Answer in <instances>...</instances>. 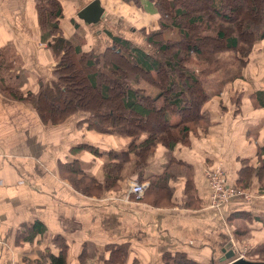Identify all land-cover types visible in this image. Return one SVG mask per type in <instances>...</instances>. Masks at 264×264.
Instances as JSON below:
<instances>
[{"label":"crops","instance_id":"1","mask_svg":"<svg viewBox=\"0 0 264 264\" xmlns=\"http://www.w3.org/2000/svg\"><path fill=\"white\" fill-rule=\"evenodd\" d=\"M59 1L64 15L59 22L63 35H72L78 23L84 29L80 43L86 50L100 51L103 45L111 44V38L102 35L104 31L134 40L139 37L137 29L158 27L152 0H139L140 7L125 0H99L102 23L92 28H87L77 14L93 0ZM0 12V51L15 54L13 70L17 74L26 71L22 92L33 90L38 80L47 83L53 78L55 60L47 48L50 38L38 25L35 0H0ZM249 60L242 78L228 83L223 94L204 103L211 124L191 134L189 145L175 151L177 158L195 170L202 205L194 209L177 203L158 208L143 201V196L135 199L127 192L137 179L131 171L119 193H78L61 177L57 165L69 159V146L83 139L101 149L120 150L129 139L115 134L80 136L76 122L83 113L60 126L44 124L28 104L0 92V264H24L25 257L36 260L37 251L48 248L57 252L53 242L56 234L68 243V264L79 263L83 244H93L96 249L89 264H104L102 255L104 259L108 255L105 246L124 242L129 243L125 264H163L161 256L167 251H186L195 260L218 264L224 261L221 249L231 242L234 232L228 216L236 210L251 216V220L246 219L250 246L264 241V176L262 181L256 174L251 176L247 199L236 197L221 210L208 207L206 202V168L221 160L228 184L235 185L243 160L253 167L264 163V106H254L249 98L252 92L264 91V47ZM165 155V150L159 149L144 172H161ZM77 157L88 175L102 180L107 157L87 151ZM171 184L179 202L183 177ZM35 220L45 224V234L36 236L33 242L18 241L17 233Z\"/></svg>","mask_w":264,"mask_h":264},{"label":"trees","instance_id":"2","mask_svg":"<svg viewBox=\"0 0 264 264\" xmlns=\"http://www.w3.org/2000/svg\"><path fill=\"white\" fill-rule=\"evenodd\" d=\"M140 7L139 0H125ZM158 27L140 29L153 51L147 52L120 36L95 53L82 48L80 25L65 37L59 23L64 16L59 0H35L38 25L49 38L47 48L55 60L53 78L22 92L25 70H13L16 56L0 51V92L36 110L44 124L60 126L78 113L80 136L91 133L115 134L129 139L125 148L101 149L77 139L68 148L69 159L58 161L59 172L75 191L100 196L104 191L119 193L132 171L139 182H147L143 201L155 207L175 203L194 209L201 206L193 165L177 158V148L188 146L191 134L210 124L204 103L227 83L242 78L250 56L264 45V0H152ZM256 107L264 106V91L249 95ZM90 137V136H89ZM88 138V137H87ZM165 150L161 172L145 173L149 159ZM105 156L102 180L90 176L78 153ZM214 164L208 168L213 167ZM264 163L257 167L242 161L237 187L248 188L251 176L263 180ZM183 177L182 196L175 201L172 181ZM264 190V188H263ZM229 217V216H228ZM251 220L236 210L230 217ZM46 226L33 221L17 233L18 241L33 242L45 234ZM239 231H235V234ZM57 252L37 251L38 258L24 264H68V243L62 235L53 239ZM254 245L256 261L264 262V241ZM128 242L105 246L104 264H125ZM96 253L93 244H83L78 264H89ZM252 256V255H250ZM163 264H212L195 260L186 251L164 253ZM133 264H138L136 261Z\"/></svg>","mask_w":264,"mask_h":264},{"label":"rangeland","instance_id":"3","mask_svg":"<svg viewBox=\"0 0 264 264\" xmlns=\"http://www.w3.org/2000/svg\"><path fill=\"white\" fill-rule=\"evenodd\" d=\"M157 20H158V17H157ZM0 22H1V20H0ZM82 22V21H81ZM102 23V22H101ZM101 23H100V21H98V23H87L86 25H87V28H88V26L89 27H97L98 25L100 26L101 25ZM157 23H158V21H157ZM137 31H139L138 32V35H139V37L137 36L136 38H134V40L133 39H131V40H129L130 42H132V43H135L138 47H140L141 49H143L144 51H147V52H151V51H153V49H151V46L148 44V42L146 41V37H145V35H143V33H142V31L141 30H138L137 29ZM84 29H83V27H80V30H79V33H80V35L82 36L84 33ZM108 35L110 38H111V44H112V41H113V38L115 37V36H113V35H111V32H106V31H104L103 32V36L104 35ZM117 36H119V35H117ZM120 37H122V38H124V39H126L125 37H123V36H121L120 35ZM103 40H105V37L104 38H102ZM107 40H109V38L107 39ZM128 40V39H127ZM110 44V45H111ZM109 44H108V46H110ZM107 45L105 46V45H103L102 46V48H100V51L101 52H103V49L105 48V47H108ZM264 47V46H263ZM92 51H94L92 48H90ZM100 51H94L95 53H101ZM228 84V83H227ZM226 84V85H227ZM224 87H225V85L223 86V90L218 94V95H221V94H223L224 93V91H225V89H224ZM232 100L235 102V103H237L238 104V99H236V98H232ZM106 134H109V133H106ZM221 161V160H220ZM220 161H218L216 164H214V166L213 167H211V168H206V170L207 169H212V168H214ZM222 167H223V171H224V174H225V170H224V164H223V162H222ZM206 170H205V174L204 175H206ZM132 172V171H131ZM133 174V173H132ZM226 180H227V183H228V177H227V174H226ZM136 181H138L137 179H136ZM139 182V181H138ZM140 184H144V186L145 187H147L148 186V183L147 182H139ZM230 185V184H229ZM206 186H207V190H208V193H207V197H206V202L208 203L209 202V198H210V189H209V187H208V183H207V176H206ZM230 186H234L235 188L237 187V185L235 184V185H230ZM237 188H240V187H237ZM240 189H244V190H248L247 188H240ZM127 192H128V190H127ZM129 193V192H128ZM236 197H240V196H236ZM236 197H234V198H236ZM234 198H232V199H234ZM242 198V197H241ZM135 199H139V198H137V197H135ZM232 199H230V200H232ZM229 200V201H230ZM242 200H243V198H242ZM225 204H227V202L225 203ZM225 204H223V206L225 205ZM208 205H209V203H208ZM222 206V207H223ZM209 207V206H208ZM158 208H161V207H158ZM212 209H214V208H212ZM222 209V208H221ZM220 209V210H221ZM216 210V209H215ZM232 213H230L229 214V217H230V215H231ZM229 222L231 223V225L234 227V234L232 233V237H231V244L233 245V250L235 251V250H237V251H235V256L234 257H238V256H240L241 254H243V257L245 258V259H248V260H250V261H252V260H254V259H258L254 254H255V252H253V248H254V245H256V244H258L257 246H259L263 241H256V243H254V245H252V246H250V244H249V241H250V239L249 238H251L250 236H251V234L248 232L249 230H248V227L246 226V219L245 218H241V217H239V218H234V219H231L230 218V220H229ZM235 231L237 232V231H239L238 233H241V234H235ZM251 242V241H250ZM241 244H245V245H243V246H241ZM247 245V246H246ZM250 255H252V256H250ZM229 260H225L224 259V261H222V262H218V264H224V263H226V262H228ZM256 261V260H255Z\"/></svg>","mask_w":264,"mask_h":264},{"label":"built area","instance_id":"4","mask_svg":"<svg viewBox=\"0 0 264 264\" xmlns=\"http://www.w3.org/2000/svg\"><path fill=\"white\" fill-rule=\"evenodd\" d=\"M1 14V12H0ZM207 183L210 189L209 207L216 210H220L226 202L230 199L240 196L243 199H247L246 190L235 188L230 186L226 180V174H224L222 161H220L214 168L206 170ZM145 186L138 181H134L130 184L128 192L135 197L140 198L144 194ZM245 244H241L243 246ZM247 246V245H246ZM241 257L243 254L240 255Z\"/></svg>","mask_w":264,"mask_h":264},{"label":"water","instance_id":"5","mask_svg":"<svg viewBox=\"0 0 264 264\" xmlns=\"http://www.w3.org/2000/svg\"><path fill=\"white\" fill-rule=\"evenodd\" d=\"M103 14V8L100 7L99 0H93L88 3L82 10L77 14L78 18H80L84 23H98L101 20ZM223 253L222 259L229 260L224 264H264L262 261H250L244 258L232 259L235 255L234 250L232 249L231 242H228L221 249Z\"/></svg>","mask_w":264,"mask_h":264},{"label":"bare ground","instance_id":"6","mask_svg":"<svg viewBox=\"0 0 264 264\" xmlns=\"http://www.w3.org/2000/svg\"><path fill=\"white\" fill-rule=\"evenodd\" d=\"M232 245V244H231ZM232 248H233V245H232ZM234 253H235V251H234ZM235 256V255H234ZM238 258H244L243 256L241 257V256H238V257H233L232 259H238ZM245 259V258H244ZM248 260V259H247ZM255 261V260H254Z\"/></svg>","mask_w":264,"mask_h":264}]
</instances>
